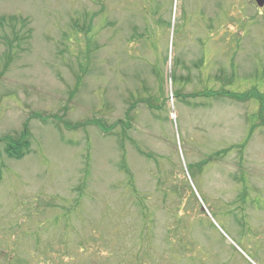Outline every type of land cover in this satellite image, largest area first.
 Wrapping results in <instances>:
<instances>
[{"label":"rangeland","instance_id":"rangeland-1","mask_svg":"<svg viewBox=\"0 0 264 264\" xmlns=\"http://www.w3.org/2000/svg\"><path fill=\"white\" fill-rule=\"evenodd\" d=\"M262 106L255 0H0V264H264Z\"/></svg>","mask_w":264,"mask_h":264},{"label":"trees","instance_id":"trees-1","mask_svg":"<svg viewBox=\"0 0 264 264\" xmlns=\"http://www.w3.org/2000/svg\"><path fill=\"white\" fill-rule=\"evenodd\" d=\"M263 109L264 107L262 106V110L260 109L261 113ZM261 113L259 115L261 116V119H263L264 121V118H262L263 115H261ZM94 123H97L96 125L100 130L106 131L105 130L106 127L99 120L95 119L93 121V124ZM26 132H27L26 129H24L22 134L17 138L11 137V135H5L0 139L4 142L3 153L6 156L13 159H20L30 152V140H29L30 134L29 132L27 133Z\"/></svg>","mask_w":264,"mask_h":264},{"label":"water","instance_id":"water-1","mask_svg":"<svg viewBox=\"0 0 264 264\" xmlns=\"http://www.w3.org/2000/svg\"><path fill=\"white\" fill-rule=\"evenodd\" d=\"M255 1L259 7H262L264 5V0H255Z\"/></svg>","mask_w":264,"mask_h":264}]
</instances>
